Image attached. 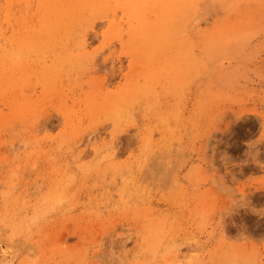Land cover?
<instances>
[{
  "label": "rangeland",
  "instance_id": "1",
  "mask_svg": "<svg viewBox=\"0 0 264 264\" xmlns=\"http://www.w3.org/2000/svg\"><path fill=\"white\" fill-rule=\"evenodd\" d=\"M0 264H264V0H0Z\"/></svg>",
  "mask_w": 264,
  "mask_h": 264
},
{
  "label": "bare ground",
  "instance_id": "2",
  "mask_svg": "<svg viewBox=\"0 0 264 264\" xmlns=\"http://www.w3.org/2000/svg\"><path fill=\"white\" fill-rule=\"evenodd\" d=\"M84 1H85V0H84ZM84 1L82 0V2H84ZM159 1H160V0H159ZM71 3H72V2H71ZM98 3H100V2H98ZM98 3H97V4H98ZM180 3H181V4H180ZM180 3H179L180 5H183L182 2H180ZM142 4H143V3H142ZM135 5L137 6V4H135ZM138 5H139V3H138ZM159 5H160V4H159ZM91 6H92V5H91ZM94 6H95V5H94ZM160 6H161V5H160ZM108 7H110V6H108ZM108 7H107V8H108ZM142 7H143V6H142ZM74 8H75V7H74ZM92 8H93V7H92ZM92 8H91V9H92ZM131 8H132V7H131ZM137 8H138V7H137ZM144 9H145V8H143V9H141V10H144ZM139 10H140V9H139ZM172 10H173V9H172ZM136 11H137V10H136ZM169 11H170V10H169ZM133 13H134V12H133ZM139 14H140V13H139ZM139 14H138V15H139ZM137 19H138V18H137ZM163 23H164V22H163ZM163 25H164V24H163ZM159 26H162V25L160 24ZM142 27H143V26H142ZM159 28H160V27H159ZM163 28H165V27L162 26V29H163ZM147 29H148V28H147ZM154 30H155V29H154ZM160 30H161V29H160ZM144 31H145V30H144ZM146 31H147V30H146ZM155 32H156V31H155ZM162 32H164V30H163ZM162 32L160 31V33H162ZM129 33H130V32H129ZM149 33H151V31H150ZM160 33H159V34H160ZM152 34H155V33H152ZM157 34H158V33H157ZM159 34H158V35H159ZM162 34H163V33H162ZM146 36L149 37L150 35L148 36V34H147ZM146 36H145V37H146ZM155 36H156V35H155ZM155 36H154V37H155ZM160 36H161V35H160ZM154 37H153V38H154ZM156 37H157V36H156ZM151 38H152V36H151ZM157 38H158V37H157ZM159 38H160V37H159ZM159 38H158V39H159ZM1 40H2V39H1ZM153 40H154V39H153ZM155 40H156V39H155ZM151 41H152V40H151ZM161 41H162V40H161ZM154 42H156V41H154ZM163 42H164V40H163ZM151 43H153V41H152ZM160 43H161V42H160ZM160 43H159V44H160ZM152 45H153V44H152ZM155 45H157V44L155 43ZM158 46H159V45H158ZM161 46H162V45H161ZM161 46H160V47H161ZM136 48H137V47H136ZM161 48H162V47H161Z\"/></svg>",
  "mask_w": 264,
  "mask_h": 264
}]
</instances>
